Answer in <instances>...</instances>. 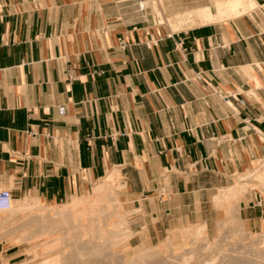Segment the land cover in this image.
<instances>
[{
  "label": "crops",
  "instance_id": "0c3cea01",
  "mask_svg": "<svg viewBox=\"0 0 264 264\" xmlns=\"http://www.w3.org/2000/svg\"><path fill=\"white\" fill-rule=\"evenodd\" d=\"M137 1L0 0V189L55 205L112 176L140 236L227 204L264 232V0Z\"/></svg>",
  "mask_w": 264,
  "mask_h": 264
},
{
  "label": "bare ground",
  "instance_id": "6f19581e",
  "mask_svg": "<svg viewBox=\"0 0 264 264\" xmlns=\"http://www.w3.org/2000/svg\"><path fill=\"white\" fill-rule=\"evenodd\" d=\"M240 1L243 10L253 2ZM238 6L233 3V7ZM246 177L241 176L243 182ZM111 181L112 176L94 185L92 193L72 197L57 207L47 208L32 197L13 199L10 208L0 210V241L15 244L38 241L39 245L25 248L32 259H38L30 264H213L217 260L216 264H264V248L258 247L264 243V233L250 244L237 245L235 240L223 246L219 238L207 239L204 223L180 226L179 242L174 233V237L166 235L157 245L144 246L131 254L124 252L118 257L113 246L126 242L134 233L128 228L125 214L119 211L122 202L111 190ZM243 191V184L238 182L221 196H225V201L233 200ZM223 208L230 215L218 221L217 230L221 233L222 228L229 227L225 234L232 236L233 228L242 230L243 225L237 223L232 204ZM35 218L44 222L38 223L39 231H29L28 223ZM47 235L52 236L49 242L45 239ZM220 257L224 259L221 261Z\"/></svg>",
  "mask_w": 264,
  "mask_h": 264
},
{
  "label": "rangeland",
  "instance_id": "374dc122",
  "mask_svg": "<svg viewBox=\"0 0 264 264\" xmlns=\"http://www.w3.org/2000/svg\"><path fill=\"white\" fill-rule=\"evenodd\" d=\"M160 21H162V20L160 19ZM104 177H102L98 181H96L92 185L91 189H89V191H87V192L92 193L94 185H96L98 182L100 183V182L106 180V179H103ZM111 183H112L111 190H113V193H115L116 195L118 194L117 196H119V198L121 199V197H120L121 187L118 186V184H120L119 178H117V181H115V184L113 183V181H111ZM244 183L246 186V190L249 191L252 188H261L263 185V180L256 176V177H254L253 182L251 180H245ZM27 197H29V196H27ZM121 201H122V199H121ZM41 204H43L47 208H51V206H53V205L44 204V203H41ZM61 204L62 203L55 204V206H53V207H57V205H61ZM121 206L122 207H121V209H119V211L122 212L123 214H125L123 211V210H125L124 205L122 204ZM223 209H224L223 207H218L215 211L211 212V217H212V220L210 222L211 225L209 227H206L208 240L213 241V240L219 238L220 241L223 240L221 245L226 244V246L229 245V243H231L232 241L236 240L237 245L243 246L246 244H250L251 240H253V239L257 240L259 237V234L264 233L263 231H254V230L248 229L244 226H243L242 230H238V227H234L233 232L234 231L235 232H234V234H232V236H228V234H225L226 231H229V229H230L229 227L222 228L223 230H221V233H220L219 232L220 229L217 230L218 229V223H219L218 221H221L223 218L230 215V213H229V215L226 212L224 213L225 209L224 210ZM125 211H127V210H125ZM36 215H38V213H36ZM125 217H126V220L128 222V227L131 231H133L134 235H132L126 242H121V243L113 246L112 250L117 252L118 257L121 256L124 252H129L131 254L134 251L136 252L139 249L143 248L144 246L157 245L161 240H163L165 237H167L166 235H168L170 237L175 236L176 237L175 239L178 242L181 241V237L178 235L177 230H178V228H180V226L182 227L183 225L172 226L170 228H167L165 231L164 230L162 231L161 235L157 236L156 238L150 239V238H147V236H145V235H144L145 237L140 236L141 231H144V230H142V229L137 230V229H134L133 227L130 226V222H129L130 213L129 212L126 214ZM236 221L239 225L242 224L240 220L236 219ZM42 222H44V221L43 220L39 221L38 219L35 218L34 222L28 223L29 224V231L30 230L39 231L40 228L38 227V223H42ZM195 223H200V222H194L193 224H195ZM189 224H192V223H186L185 225H189ZM175 228H176V230L174 231ZM172 229H173V231H172ZM169 230H171V231H169ZM174 233H175V235H174ZM3 237H5V235H3ZM45 239L49 242V241H51L52 236L47 235V236H45ZM3 242H5V244ZM3 242L0 241V249L8 247L9 250L7 252V255H14L15 259L13 260V262L15 264H22V263H24V260H25V264H30V263L36 262V260H38V259H32V255L29 253L27 254L25 251V248H27V247H31L33 245H39L38 241H34V242L28 243V244H26V243L15 244L13 242L8 243L7 241H3ZM258 247L264 248V243L262 242V244L261 243L258 244ZM43 251H46V250H43ZM220 259H221V257H220ZM223 259H224V257L221 259V261ZM217 262L219 263V260H217ZM217 262L215 261L214 263L216 264Z\"/></svg>",
  "mask_w": 264,
  "mask_h": 264
},
{
  "label": "built area",
  "instance_id": "2783aa9c",
  "mask_svg": "<svg viewBox=\"0 0 264 264\" xmlns=\"http://www.w3.org/2000/svg\"><path fill=\"white\" fill-rule=\"evenodd\" d=\"M142 1H137V7L139 10H143L145 7L141 5ZM59 112H62V107L58 108ZM12 195L8 189H0V210H5L11 207L12 204Z\"/></svg>",
  "mask_w": 264,
  "mask_h": 264
}]
</instances>
